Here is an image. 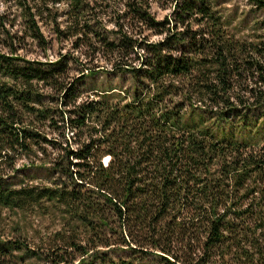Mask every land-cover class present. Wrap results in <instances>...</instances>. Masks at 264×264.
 Returning <instances> with one entry per match:
<instances>
[{"label":"trees","instance_id":"obj_1","mask_svg":"<svg viewBox=\"0 0 264 264\" xmlns=\"http://www.w3.org/2000/svg\"><path fill=\"white\" fill-rule=\"evenodd\" d=\"M10 1L20 22L11 34L6 26L15 22L0 12L9 52H0V210L61 218L51 238L64 247L56 259L47 255L50 264H264V143L218 141L181 117L197 103L219 108L222 120L224 109L263 107L264 34L236 40L209 0H174L172 18L159 22L149 13L156 0H121L122 11L108 0L3 4ZM43 28L85 58L129 73L132 99L100 93L83 102L70 79L72 58L19 57L25 39L46 44ZM146 31L165 37L149 43ZM175 34H186L188 51L172 57L164 46ZM142 46L152 51L140 54ZM85 77L80 71L76 81ZM240 90L250 95L246 104L229 96ZM43 145L62 153L53 166L61 181L10 185L18 161ZM18 238L0 224V264L41 262Z\"/></svg>","mask_w":264,"mask_h":264},{"label":"rangeland","instance_id":"obj_2","mask_svg":"<svg viewBox=\"0 0 264 264\" xmlns=\"http://www.w3.org/2000/svg\"><path fill=\"white\" fill-rule=\"evenodd\" d=\"M11 2L3 4L4 0H0V12L5 15L6 21L9 23L15 22L13 30L7 27L8 25L6 26V29L13 34L18 29L16 25L20 20L16 18L19 15V11L15 12L13 4H10ZM209 2L217 14L221 16L228 32L236 40L247 44V40L252 39L256 35L264 34V8L257 7L253 0H209ZM103 4L109 5L112 10L116 8L115 10L122 11L121 0H108ZM173 5L174 0H156L150 3L149 13L156 22L162 21L165 17L172 18ZM9 6H11L10 9ZM13 15H16V19ZM191 27L194 28V26ZM42 31L46 42L45 45H38L37 42L25 39L16 54L25 60L41 62H51L67 56L72 58L70 59L72 62L69 63L70 79L71 82H76V87L81 93V101L83 102L96 99V96L100 93L109 94L114 100L130 101L132 99L135 85L129 73L114 70L110 64L101 59L99 60L98 57L85 58L79 52H74L70 48L69 42L55 41L49 28H43ZM156 32L146 31L142 36L149 43H158L165 36L157 35ZM177 35L175 34L171 37V40L164 46L165 52L172 57L180 56L188 51L185 43L186 34L181 37ZM137 51L143 54L152 50L142 46ZM0 52L5 55L9 54L1 43ZM73 61H76L77 64ZM96 64L99 65L98 69L94 68V66H97ZM84 68L99 71H97V75L89 76ZM80 71H83L86 77L76 81ZM246 77L247 75H243V79ZM242 86L246 87L247 82L243 81ZM229 96L232 101L238 98L246 104L247 97L250 95L240 90L230 92ZM244 106H237L232 111L224 109L223 111L226 114L222 120L219 116V108L204 109L197 103L194 108L187 107L182 112V123L193 127L197 132L200 130L206 131L218 141H236L246 145H260L264 143V106L249 111L247 110V105ZM44 132L47 139H53V135L48 133L47 130ZM68 135L70 136V134ZM42 148L43 153L42 150L37 151L29 160L22 159L18 161L16 167L22 169V171H19L14 177L9 179L8 183L10 185H18L23 182L31 185L48 186L53 179L61 181L59 180V175L54 174L53 166L55 162H59V157L62 153L47 145H43ZM73 149L77 150V146L74 145ZM108 160L109 157L107 158L106 156L102 158L101 162L105 165ZM70 161L72 163L77 162L74 158H70ZM30 162H33V165H28ZM22 165H26V167L22 168ZM0 224L4 228L5 234L12 238L16 244L20 242L18 237H21L28 246L37 248L43 254L41 262L31 261V264H50L51 260L47 255L50 254L52 259H56L59 256L58 248L60 246L64 247L61 241H53L51 238L61 228V218L51 210H48L45 215L39 212L16 214L15 212L0 210Z\"/></svg>","mask_w":264,"mask_h":264}]
</instances>
